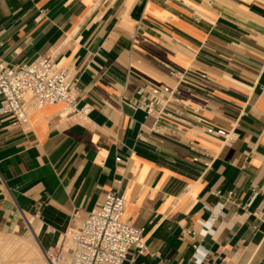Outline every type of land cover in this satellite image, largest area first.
<instances>
[{"label": "crops", "instance_id": "obj_1", "mask_svg": "<svg viewBox=\"0 0 264 264\" xmlns=\"http://www.w3.org/2000/svg\"><path fill=\"white\" fill-rule=\"evenodd\" d=\"M40 58L92 112L0 115V232L55 247L120 190L147 241L126 264H196L198 247L264 264V0H0V60ZM144 87L176 91L162 116L130 106Z\"/></svg>", "mask_w": 264, "mask_h": 264}, {"label": "built area", "instance_id": "obj_2", "mask_svg": "<svg viewBox=\"0 0 264 264\" xmlns=\"http://www.w3.org/2000/svg\"><path fill=\"white\" fill-rule=\"evenodd\" d=\"M184 5L189 7L185 2ZM137 95L141 100L139 104L130 103L133 109L162 116L176 91L170 87H144ZM57 104L63 106L64 116L87 118L92 112L89 104L81 105L68 71L51 58L16 67L0 60V115L11 116L16 126L27 127L32 111ZM159 129L155 127L156 131ZM206 135L218 139L221 148L236 140L233 131L213 127L206 128ZM118 184L121 186L122 181ZM127 204V196L120 190L110 192L79 225L67 229L65 235L71 247L58 241L55 247L43 249L45 264H126L131 250L144 255L147 252L145 230L133 226L127 219ZM213 224L217 225L216 219ZM209 232L205 229V233ZM187 233L194 235V232Z\"/></svg>", "mask_w": 264, "mask_h": 264}, {"label": "bare ground", "instance_id": "obj_3", "mask_svg": "<svg viewBox=\"0 0 264 264\" xmlns=\"http://www.w3.org/2000/svg\"><path fill=\"white\" fill-rule=\"evenodd\" d=\"M0 236H2V235H0ZM32 237L35 238L37 245H33L34 242L31 244L29 242L23 243L22 239H19L17 237V235H13V236H7L6 235L5 238L0 239V264H9L6 262L7 257L6 258L4 257V256H6L4 253L8 249L9 256H10V254L14 250V246L15 247L19 246V248L21 247L22 249H24V251L27 252L29 259H28L27 263H25V264H45V259H43V257H44L43 246H42L43 241H42L41 237H37L36 234H33ZM60 242H61V240H60ZM67 248H68V246H67ZM40 251L42 252L43 257H41ZM22 264H24V263H22Z\"/></svg>", "mask_w": 264, "mask_h": 264}, {"label": "rangeland", "instance_id": "obj_4", "mask_svg": "<svg viewBox=\"0 0 264 264\" xmlns=\"http://www.w3.org/2000/svg\"><path fill=\"white\" fill-rule=\"evenodd\" d=\"M81 222H78V223H76V225H79ZM11 234V235H10ZM17 235V237L19 238V239H22V241H23V243L24 242H26V243H33V245H37V243H36V240H35V238L34 237H32L33 236V234H31V232L30 231H10V230H6V231H1L0 232V235H2V236H0V239H2V238H5V236L7 235V236H13V235ZM65 238V239H64ZM60 240H61V243H63L64 242V244L66 245V247L68 246V247H70L71 246V243H70V240L69 239H67V237L65 236V235H63L61 238H60ZM59 240V241H60ZM29 244V245H30ZM27 248V247H26ZM6 256H4L5 258H6V262L7 263H9V264H22V263H27V261H28V259H29V257H28V255H27V252L26 251H24V249H22L21 247L19 248V246L18 247H15L14 246V250L12 251V253L10 254V256H9V251H8V249H7V251H5V253H4ZM40 254H41V257H43V255H42V252L40 251ZM27 258V259H26ZM43 259H44V257H43ZM10 260V261H9ZM26 261V262H25ZM44 261V260H43Z\"/></svg>", "mask_w": 264, "mask_h": 264}, {"label": "clouds", "instance_id": "obj_5", "mask_svg": "<svg viewBox=\"0 0 264 264\" xmlns=\"http://www.w3.org/2000/svg\"><path fill=\"white\" fill-rule=\"evenodd\" d=\"M209 231L211 230V222L207 224ZM202 235H207V233L202 232ZM209 255V251L204 247H198L194 254V258L196 259V264H202L203 260Z\"/></svg>", "mask_w": 264, "mask_h": 264}]
</instances>
